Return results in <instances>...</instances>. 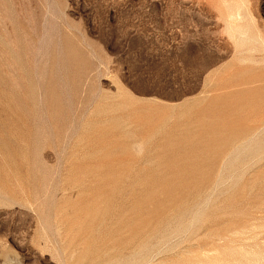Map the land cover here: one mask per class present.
Instances as JSON below:
<instances>
[{
    "label": "rangeland",
    "instance_id": "obj_1",
    "mask_svg": "<svg viewBox=\"0 0 264 264\" xmlns=\"http://www.w3.org/2000/svg\"><path fill=\"white\" fill-rule=\"evenodd\" d=\"M0 264H264V0H0Z\"/></svg>",
    "mask_w": 264,
    "mask_h": 264
},
{
    "label": "bare ground",
    "instance_id": "obj_2",
    "mask_svg": "<svg viewBox=\"0 0 264 264\" xmlns=\"http://www.w3.org/2000/svg\"><path fill=\"white\" fill-rule=\"evenodd\" d=\"M237 14V13H236ZM240 16V15H239Z\"/></svg>",
    "mask_w": 264,
    "mask_h": 264
}]
</instances>
